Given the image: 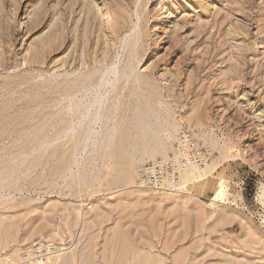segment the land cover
<instances>
[{"label":"rangeland","instance_id":"374dc122","mask_svg":"<svg viewBox=\"0 0 264 264\" xmlns=\"http://www.w3.org/2000/svg\"><path fill=\"white\" fill-rule=\"evenodd\" d=\"M0 264H264V0H0Z\"/></svg>","mask_w":264,"mask_h":264},{"label":"built area","instance_id":"2783aa9c","mask_svg":"<svg viewBox=\"0 0 264 264\" xmlns=\"http://www.w3.org/2000/svg\"><path fill=\"white\" fill-rule=\"evenodd\" d=\"M179 160L172 158L158 159L147 163L141 168L140 178L142 184L151 189L167 190V181H175L180 176L181 167L187 162L202 165L208 159L205 149L194 140L190 132H183L179 143ZM37 244L34 250L41 253L42 249Z\"/></svg>","mask_w":264,"mask_h":264},{"label":"bare ground","instance_id":"6f19581e","mask_svg":"<svg viewBox=\"0 0 264 264\" xmlns=\"http://www.w3.org/2000/svg\"><path fill=\"white\" fill-rule=\"evenodd\" d=\"M90 15V14H89ZM108 70V69H107ZM105 72H107V71H105ZM112 72H115L116 73V70H115V68H114V70H112L111 72L110 71H108V73H112ZM107 74V73H106ZM109 75V74H108ZM104 77V76H103ZM102 78V77H101ZM119 78V77H118ZM102 80H104V79H102ZM116 80V79H115ZM110 81V80H109ZM100 83V82H99ZM104 83H108V82H105L104 81ZM103 84V83H102ZM106 85L104 84V87H105ZM103 87V86H102ZM103 98V97H102ZM96 99V98H95ZM100 99H101V97H100ZM100 99H96V100H100ZM106 99V98H105ZM97 103H98V101H96ZM102 102H103V100H102ZM100 104V103H99ZM98 104V105H99ZM100 106V108H101V106L102 105H99ZM97 112H99V111H97ZM100 112H102V111H100ZM97 114H100V113H97ZM96 114V115H97ZM99 116V115H98ZM95 118H96V116H95ZM96 121V120H95ZM98 121V120H97ZM96 121V122H97ZM96 124V123H95ZM92 126H93V124H92ZM91 128V127H90ZM190 133H191V135H192V137L194 138V140L196 141V142H198L197 141V139H196V137L194 136V134L190 131ZM182 135V134H181ZM181 142V137H179V139H178V144ZM199 143V142H198ZM206 151V153H207V156H208V152H207V150H205ZM173 156V158L174 159H176V160H179L180 158H181V155H180V153H179V147L177 146V148H176V153L174 154V155H172ZM168 158H171L170 156L169 157H167V158H161L162 160H166V159H168ZM155 160H158V159H154V160H152V161H155ZM208 161H209V157H208V159L206 160V162L204 163V164H202V165H199V164H196V163H193L192 161H187L182 167H181V171H180V176H179V178L177 179V180H173V181H167V183H168V185H169V183H172V184H179L180 182H181V178H182V175H183V173H184V171H189V169H187V168H189V167H198V168H196L195 170V172H193V173H189V175L190 176H194L196 179L198 178V179H200V178H202L206 173V171L207 170H205L204 168H200V167H204L205 165H207V163H208ZM187 169V170H186ZM186 172V173H187ZM139 180L141 181V178H140V176H139ZM221 182V181H220ZM141 183H142V181H141ZM143 186H145L144 184H142ZM185 185V184H184ZM218 187V186H217ZM148 188V187H147ZM221 190V185H220V187L217 189V191H220ZM31 247H28V251H27V253H26V255L27 256H29L30 255V253L33 251L32 249H30Z\"/></svg>","mask_w":264,"mask_h":264}]
</instances>
